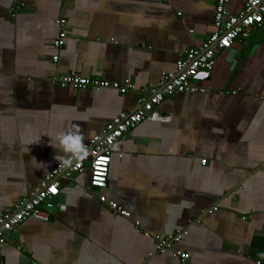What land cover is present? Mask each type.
Segmentation results:
<instances>
[{
  "label": "crops",
  "instance_id": "0c3cea01",
  "mask_svg": "<svg viewBox=\"0 0 264 264\" xmlns=\"http://www.w3.org/2000/svg\"><path fill=\"white\" fill-rule=\"evenodd\" d=\"M216 3L0 0V215L59 165V132L78 125L88 145L204 42ZM59 19L66 37L55 49ZM57 75L134 89L61 87ZM200 87L165 98L155 110L166 122L140 123L114 145L99 194L128 218L99 202L86 170L60 185L49 221L6 235L0 264H182L154 249L177 230L187 231L175 246L184 264H264V24L219 52Z\"/></svg>",
  "mask_w": 264,
  "mask_h": 264
},
{
  "label": "built area",
  "instance_id": "2783aa9c",
  "mask_svg": "<svg viewBox=\"0 0 264 264\" xmlns=\"http://www.w3.org/2000/svg\"><path fill=\"white\" fill-rule=\"evenodd\" d=\"M227 2L228 0H217L213 16L214 31L209 37L197 46L180 53L174 71L163 73L159 83L139 97L132 112L117 115L99 135L93 137L90 143L85 145L87 149L85 158L74 161L69 168L58 165L40 181L35 190L1 213L0 261L6 235L29 218L41 222L49 221L50 213L56 207L54 201L59 194L60 185L72 181L86 170L89 171V189L97 193L99 202L107 205L113 214L128 218L127 212L99 194V191L107 186L113 147L140 123L166 122L167 119L160 117L155 110L165 98L174 94L205 93L206 90L200 87V84L210 79L216 55L230 49L235 41L247 39L254 28H260L264 24V0H246L243 9L237 14H230L225 10ZM56 23L59 26V34L53 47L61 49L66 37V21L59 19ZM51 60L56 63L58 56H53ZM51 82L78 90L114 88L121 94L134 89V85L128 81L124 86H120L117 83L76 75H57L52 77ZM216 210L217 208L213 207L208 213ZM186 234V230H177L168 236L156 237L155 252L169 254L184 264L189 256L175 249V246ZM145 236L149 238L147 234Z\"/></svg>",
  "mask_w": 264,
  "mask_h": 264
},
{
  "label": "clouds",
  "instance_id": "9594fccd",
  "mask_svg": "<svg viewBox=\"0 0 264 264\" xmlns=\"http://www.w3.org/2000/svg\"><path fill=\"white\" fill-rule=\"evenodd\" d=\"M74 127L77 131H61L55 136V143L49 142L51 147L61 153L55 156V159L59 162V166L63 168L71 167L74 161L82 160L87 155V149L82 142L83 136L78 131L79 126ZM38 141L39 138L33 143Z\"/></svg>",
  "mask_w": 264,
  "mask_h": 264
}]
</instances>
